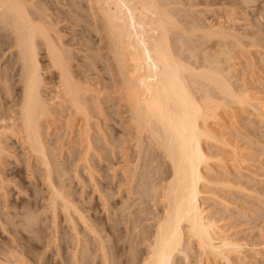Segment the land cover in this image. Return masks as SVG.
<instances>
[{"label": "bare ground", "instance_id": "1", "mask_svg": "<svg viewBox=\"0 0 264 264\" xmlns=\"http://www.w3.org/2000/svg\"><path fill=\"white\" fill-rule=\"evenodd\" d=\"M48 1L0 0V4L11 5L0 8V110H4V113L0 112V196L3 197H0V208L9 205L5 166L7 158L12 157L14 152L7 142L15 138L28 156L27 167L32 168L36 162L38 167L40 165L44 169L45 177L42 180L49 191L46 203L48 210L55 218L62 214L76 235L77 249L72 253L71 263L81 264L78 251H81L79 245L83 239L79 229V224H82L85 232L100 239L98 243L92 237L99 244L94 241L98 246L96 249H101L102 264H112L115 260H112L114 253L110 249L114 245H107L110 240L106 242L100 234V225H96L98 218L95 215L96 218H89L90 215L81 208L84 206L82 202L80 207L78 201L72 198V185L64 183V178L71 175L67 173L69 166L65 167L70 164V157L67 158L68 164L66 161L64 165L65 160L60 162L66 148L64 141L70 138L72 145L80 148L78 155L68 150V155L76 154L71 160L75 165L74 177L79 176L81 183L84 182L78 171L82 163L88 170L95 190H100L96 181L99 178H95L96 168L91 159L94 153H98L95 147L98 144H95L94 139L98 141L102 136L101 148L108 154L105 156L109 163L107 167L121 165L123 171L117 184L112 185L110 181L112 190L109 192H113L110 195L113 197L126 190V197L133 200L127 203V214L121 216L122 220L120 216L115 218V211L111 210L114 212L108 220L111 219L112 224L110 221L111 226L106 223L111 227L109 233L107 231L108 238L113 239L115 226L125 221V227L130 234L133 233V236L128 233L126 237L130 236L135 246L147 242L145 254L140 251L143 256H138V262L135 259L138 257H133L135 262L130 260V263L175 264L180 254L188 260L190 253L187 254V248L191 249L195 244L194 248L198 247L199 253H202L200 256L207 261L221 259L232 264L230 253H238L240 243L222 236L220 227L215 221L212 222L202 200V193H206L203 188L210 181L207 171L212 164V154H209L207 144L222 142L218 131L212 128L211 121L223 118L221 110L228 103L214 100L206 88L211 86L210 91H220L226 96V101H234L229 102L231 105L255 104L253 94L246 90L239 92L230 77L235 69L232 70L235 67L232 63L236 59L235 52L232 50L230 54L231 48L226 43L223 44L225 47L220 45L214 52L204 48L206 39L217 36L228 40L229 30L224 26L206 28L196 17L188 22L189 18L185 16L192 7L188 8V13L185 8V15L183 7L180 10L175 5L179 0H86L88 5L83 4V7L88 6V18L92 19L88 25L93 24V29L95 27L94 30L100 32L95 47L90 48L85 45L86 41L92 40H85V37L89 38L86 34L89 32L81 33L78 40L76 36H67L62 32L72 8H68L70 15L64 17L66 13L55 5L57 1L54 2L55 8ZM188 2L196 5L194 0ZM180 13L187 19L179 18L177 15ZM190 16L192 18L193 15ZM93 53L100 54L104 67L102 73L98 69L96 71L97 61L95 55L92 57ZM199 58L203 63L195 66L191 60ZM98 76L103 79L100 80ZM200 92L203 94L200 95ZM260 107L259 110H262ZM61 121L65 125V128L62 127L66 132L64 136L68 138L61 139L63 144L53 149L59 150L57 157L52 155L57 153L51 151L47 137L51 135L52 128L61 129ZM97 124L102 125L99 137L95 136L100 130L96 129ZM117 125L122 127L121 134L117 131ZM223 142L222 145H225V139ZM119 153L124 161L116 163ZM101 156L100 159L103 158ZM159 160V164L168 167L162 164L159 167ZM235 160L238 161L237 158ZM163 168L167 170H161ZM114 172L115 178L118 171ZM84 186L83 189L86 188ZM99 193L103 194L102 190ZM111 196H103L106 206ZM156 205L162 206L158 207L161 209H157ZM135 246H129L132 248L129 250L132 251ZM133 252L138 254L135 249ZM6 253L5 260L1 261L0 258L2 264H34L15 249H8ZM204 260L199 261L206 262ZM91 261H84V264H91ZM116 263L120 264V261Z\"/></svg>", "mask_w": 264, "mask_h": 264}, {"label": "rangeland", "instance_id": "2", "mask_svg": "<svg viewBox=\"0 0 264 264\" xmlns=\"http://www.w3.org/2000/svg\"><path fill=\"white\" fill-rule=\"evenodd\" d=\"M49 1L51 2V5L54 6V7L52 6L53 8H55L56 6L60 7L66 13V14L63 13V16L65 14L64 17L70 15L68 8L71 7L73 9L75 7L74 8L75 10L73 9L74 12H72L71 9L72 14L71 16H69V20L66 22V24H64V26H62V32L64 31L63 34L66 33L67 36H71V35L72 37L76 36L75 37L76 40L79 39L78 36H80L81 33L83 32L85 33V31L89 32L90 34L86 33L89 35V38L85 37L86 38L85 40L87 39L88 40L92 39V40L86 41L85 45L90 48L92 47L94 48L95 43L99 40L100 32L97 33L95 31L96 30L95 27H94L95 30L93 29V24L88 25L92 23L91 22L92 19L91 17L88 18L89 17L88 15L90 13L89 9L87 10L88 6L83 7V4L88 5L86 3L87 1L86 0H79V2L78 0H62V1L49 0ZM56 1L60 3L57 4ZM196 1H198L199 3ZM54 2H56L55 4L56 6L54 5ZM178 2L180 4L178 3L179 5L178 4L175 5L178 6L180 10L183 9V11H185V8H187L186 11L188 13V11H190L188 8L191 9L192 7L191 11L194 12L190 14L191 12L190 11L188 16L186 11L185 12L182 11L187 16H185L183 13H180L181 14V15L179 14L180 16L177 15L179 18L184 19L185 17H187L189 18V20H187L188 22L190 21L192 22L193 18L194 19L197 18V20L200 19L199 21L206 28L213 27L214 29H218L220 26H224L225 29H227V31L229 30L230 35L233 34L232 36L229 35L228 40L227 38L223 40L224 38L222 39L217 36L213 37L212 39H208V40L206 39L204 48L209 52H214L216 49L219 48L220 45L224 47L226 45L229 49L231 48V51L233 50L235 52L234 54L236 55L235 56L236 59L232 61L235 67H232V70L235 68L234 70L236 71L234 72L233 70V72L231 73L230 77H232V82H234L233 84H235V87L237 89L239 88L238 89L239 92H243V90L244 91L246 90L248 91V93H251V95L253 94L252 97L255 100V104H253L254 106H252V104L246 105L245 103H243L242 105L238 103L231 105L234 101H231L230 99L229 100L232 103H229L230 101H226L227 99L225 100L224 98L226 96L225 95L223 96V94L220 91H219L220 93L217 92L218 90L215 91V89L214 91L213 90L210 91L211 86L210 88H206L209 90V93H211V95L214 97V100L221 101L222 103L225 102V104L228 102L227 103L228 106L224 105V107L221 110L222 112L221 116H223V118H221V120L219 121H211L212 128H215V130L218 131L219 133L218 136L221 137L222 142L225 139L227 143L225 142V145L224 144L222 145V142L221 143L209 142L210 144L209 143L207 144L208 147L207 150L210 155L212 154V164L210 165L211 167L209 166L207 171L212 178L209 175L208 177L210 181L214 179L215 180L214 183L212 181L211 184L209 181V183H207L203 188V192L206 193H204V195L202 193V200L204 203L203 204L204 208L208 212L210 219L212 220V222L215 221V223H217V226L220 227L221 229L220 232L222 236L224 235L225 237H230V239L234 241L235 240H237V242L239 241L238 244L240 243L239 246L241 247L239 251L242 250V252L238 251L237 253L236 251H233V253L234 252L236 253L235 255L232 252L230 253L232 257L231 258L232 260L230 259L232 261V264H242V263L264 264V119H263L264 118L263 116L264 114L263 112L264 111V0H194L196 5L189 4L190 2H188V0H185L186 4H188L186 7L184 1L181 2V0H179ZM79 3H81L82 6ZM180 7L183 8L181 9ZM176 12L177 11H175V13ZM190 15H193L194 17L192 16L191 18ZM233 51L230 52V54H232ZM94 55L95 54L93 53L92 57ZM96 55L94 56V58L96 57V61H97L96 63L98 64V65L96 64L97 66L96 71L98 69V71L101 72L103 71L102 69H104L101 61L102 59L100 60L101 58L100 54L98 55V57ZM191 62L195 66H199L201 63H203V60L200 58L198 60L192 59ZM87 63H89V61ZM96 71L94 72L96 73ZM91 75L93 76V74ZM102 75L104 76L105 74ZM98 77H100L99 78L100 80L103 79L101 76ZM99 79L96 80L100 81ZM201 94L203 93L200 92V95ZM258 107H260L263 111L259 110ZM0 112L4 113V110H0ZM59 123L61 129L60 130L57 128L55 129V127L52 128L50 130L51 135L50 136L48 135L49 137H47L51 151H53L54 148L58 149L59 148L58 146H60V144H63V140L61 139L65 140L66 138H68L67 135L64 136L66 132L64 130L65 125L63 121ZM101 126H102L101 124H97L96 129L99 128L100 130L99 129L98 130L101 131L100 128ZM117 128H118L117 131L121 134L122 127L120 125H117ZM99 131L95 133L97 134L95 135L96 137L97 136L99 137L100 134L102 133V131L101 132ZM98 133L100 134L98 135ZM101 137L98 138V141L94 139V141H96L95 144L96 145L98 144L97 146H95L96 150H98V153L95 151L97 154L94 153L92 155L91 161L93 167L96 168L95 178L96 179L99 178V180L96 181L99 185L98 187H100V190H102L103 192V194L102 193L101 194L103 196L105 195L106 198L107 197L109 198L113 193V192L110 193L112 190V189L110 190V185H111L110 183L112 182V185L117 184L119 182L118 179H120V176H122L123 171L120 169L121 165H119L116 168L115 167L108 168L109 166L107 167L109 163L108 161H106L107 157L105 156H107L108 154L106 153L105 149L101 148L103 147L102 144L103 141ZM119 137L121 136L119 135ZM69 140L70 138L64 141V143L66 144L64 147L66 148L63 147L64 148V152H62L63 159L60 158V162H63L65 160L64 161L65 163L68 160L67 158L70 157L69 162L70 164L73 165L71 166L69 164L65 166L67 168L69 166L70 169H68L67 173L69 175L71 174L70 175L71 177L66 176V178H64V181L66 180L64 182L65 185L67 186L72 185L70 187V189H72V193L74 191L72 198L75 199V201L76 200L78 201V202L76 201L78 205H80L82 202V205L84 206L80 205V207L82 206L81 208L88 215H90L89 218L91 219L96 217L98 218L97 221L99 222V224L97 222L96 225L97 226L100 225V227L98 226L99 229L102 230L100 234L104 236L105 241L107 239L110 240L109 243H107L108 246L114 245V248L110 249V251L116 255V257L114 258L115 255L110 252L113 255L112 260L113 261L115 260L114 262H112V264L113 263L117 264L116 261L118 263L120 261V264H134L132 261L130 263V260H133L135 262L133 257L134 258L138 256L141 257L145 254L146 251L144 252V250L147 248V244H146L147 242L146 243L142 242L144 244H141L139 247L138 245L135 246L134 242H132L133 239L130 237L131 234L133 236V233L131 232L130 234L128 228L125 227L126 226L125 221L124 222L120 221L118 227L117 225L115 226L116 228L114 229L115 237H113V239L108 238V234H107V231L109 233V229L111 228L108 227L109 221L111 219L110 220L108 219L112 217L113 212L115 211L113 215L115 216V218L118 219V217L120 216L119 218L121 219L122 218L121 216L123 215L125 216L127 214V212H125L127 211L129 205L127 203L129 202L131 203L133 200L131 198L126 197L128 196L127 195L128 192L124 190V192L122 193L119 194L115 193L116 195L113 196L114 198L111 196V198L107 200V203L109 205L107 204L106 206L105 200H103V196L99 193L100 190L98 191L95 190L94 183L90 181L88 170L85 168V166H83L84 164L82 163L80 165V168H78L79 169L78 171L81 172V178L83 179L82 181L84 182L81 183V181L79 180L80 179L79 176L77 178L76 176L74 177L73 170H75L74 167L75 165L72 163L71 160L73 157L75 158L76 154L77 155L79 154L80 148H76L77 146L75 145L73 146L72 145L73 143H71V141ZM7 144L11 147L14 154L12 157H9V159L7 158L6 166H5V170H6L5 176L7 177L6 178L7 191L9 193L8 196L9 205L4 209L0 208L1 209L0 210L1 261L6 259V255L8 253L5 254V252H7L8 249L9 250L15 249L19 253H22V255H25V257L29 258V260L34 264H67V262L68 264H72L71 263L73 259L72 255L74 254V251H76L77 249V238L75 233L70 229L71 226L68 222H66L64 216L60 214V216H58L57 219L52 216L53 214L50 213L51 211H49L47 208L46 203H47V195L49 191L46 189L44 181L42 180L44 179L43 177H45L43 174L44 169L40 165L38 167V164H36V162H34V166L32 168L27 167L28 156L24 153L23 147L17 141V139L10 138ZM226 144H230V146H226ZM69 149L72 152H75L76 154L73 153L71 155H68ZM54 151L53 153H57V154H52V155L54 156L57 155L58 157L57 151L59 150H54ZM236 155H238V157L240 156L241 158L240 157L238 158ZM99 156L103 158L100 159ZM117 156L119 159H117L116 157L117 159V160L115 159L116 163L117 161L119 162V160L122 161L124 159L122 158L121 153H119ZM235 158H237L238 161H236ZM242 158L244 159L241 160ZM98 159L101 160V163L100 160ZM160 161L161 160H159L157 163L158 166L160 165L159 167H161L162 164V163L159 164ZM73 162L76 163L77 161L76 162L73 161ZM64 165H66V163ZM162 165H166V164H162ZM158 166L156 167L159 170ZM166 167L168 166L166 165ZM164 169L165 168L161 170ZM114 171H118V175L115 178L113 176V174L115 173ZM162 172L163 171H161V173ZM105 173L107 174V176ZM148 175L150 176V174H147V176ZM69 177L70 178L74 177L72 178L74 180L70 179ZM59 179L61 180V178ZM112 180L115 183H113ZM149 181L152 180L150 179ZM221 181L222 182L224 181L223 182L224 184L221 183ZM69 182L70 184H68ZM226 182L228 184L229 183L231 184L232 182L231 184L232 186L230 184L228 185ZM225 183L227 186H225ZM83 184H85L84 186L86 187L84 188L85 190L83 189ZM107 184L109 188L107 187ZM106 191L109 194L106 193ZM0 201H2V199H0ZM125 203L127 204V206ZM157 205H156L157 209H159L158 207H162ZM159 205L161 204L159 203ZM109 206L111 209L108 208ZM99 220H101V222ZM151 223H153V219ZM110 224H112V222ZM110 224L109 226H111ZM79 225H81L79 228L82 234L81 239L83 238L79 245L81 247L79 248V250L81 249V251L80 252L78 251L79 253L78 257L81 264H84V261L85 262L89 261L90 263L91 260H92L91 264H102V261H100L102 260L101 249L99 250L96 249L98 248L97 245H99L98 243L100 239L95 237V235H92V233L89 234L88 232H85L84 231L85 228L83 227V225L82 224ZM104 225H106L108 228L107 229L105 227V231L103 229ZM151 227L152 226H150V228ZM128 233L130 234V236L128 235L129 237H126ZM106 235L107 238L105 237ZM92 237H95L98 243ZM114 238H119V239L116 240ZM108 240L106 242H108ZM94 241L97 243V245ZM85 243L88 245L86 246ZM124 245L126 247H124ZM85 246L86 249L88 250L87 256L89 259L86 256L87 250L86 252L84 251ZM129 246L130 247L135 246L134 248L135 253L138 254L137 255L134 254L133 252L134 249L132 251L129 250L132 249L129 248ZM243 246L244 248H242ZM194 247H196L195 244ZM194 247L191 249L187 248L189 250V251L187 250L188 251L187 254L190 253L189 258L186 257L188 260L185 259L184 257L185 255L182 254L183 255L182 256L180 254V256H177L179 260L176 258V260H178L179 262L175 260L176 263L175 262L174 263L175 264H199V263L227 264V261H221V259L219 260L216 259L218 260L216 262L213 261L215 259H212L211 261L213 263L209 260L207 261L205 257L200 256V254L202 255V253H199L200 249L198 250V247L197 249ZM193 249L195 252L192 251ZM127 250L129 253H127ZM140 251L142 253L144 252L143 255L141 254ZM132 253L134 256H132ZM128 254L130 256H127ZM140 257L135 258L136 262H138ZM202 257L205 259L204 261L206 262L203 261L200 262L201 259H203ZM64 259L66 261H64ZM207 262H211V263H207ZM2 263L3 262H1L0 264Z\"/></svg>", "mask_w": 264, "mask_h": 264}, {"label": "snow or ice", "instance_id": "3", "mask_svg": "<svg viewBox=\"0 0 264 264\" xmlns=\"http://www.w3.org/2000/svg\"><path fill=\"white\" fill-rule=\"evenodd\" d=\"M11 7V5L4 3V4H0V8H8Z\"/></svg>", "mask_w": 264, "mask_h": 264}]
</instances>
